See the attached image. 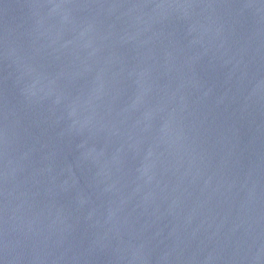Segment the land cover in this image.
I'll return each mask as SVG.
<instances>
[{
  "label": "water",
  "instance_id": "obj_1",
  "mask_svg": "<svg viewBox=\"0 0 264 264\" xmlns=\"http://www.w3.org/2000/svg\"><path fill=\"white\" fill-rule=\"evenodd\" d=\"M0 264H264V0H0Z\"/></svg>",
  "mask_w": 264,
  "mask_h": 264
}]
</instances>
